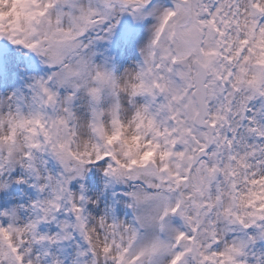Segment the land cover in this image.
Listing matches in <instances>:
<instances>
[{"label":"snow or ice","instance_id":"obj_1","mask_svg":"<svg viewBox=\"0 0 264 264\" xmlns=\"http://www.w3.org/2000/svg\"><path fill=\"white\" fill-rule=\"evenodd\" d=\"M0 264H264V0H0Z\"/></svg>","mask_w":264,"mask_h":264}]
</instances>
